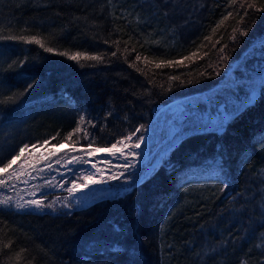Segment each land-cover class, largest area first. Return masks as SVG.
Wrapping results in <instances>:
<instances>
[{"label": "trees", "instance_id": "obj_1", "mask_svg": "<svg viewBox=\"0 0 264 264\" xmlns=\"http://www.w3.org/2000/svg\"><path fill=\"white\" fill-rule=\"evenodd\" d=\"M263 31L264 0H0V168L25 146L144 131ZM261 90L224 133L184 137L124 194L71 212L0 208V264H264Z\"/></svg>", "mask_w": 264, "mask_h": 264}, {"label": "rangeland", "instance_id": "obj_2", "mask_svg": "<svg viewBox=\"0 0 264 264\" xmlns=\"http://www.w3.org/2000/svg\"><path fill=\"white\" fill-rule=\"evenodd\" d=\"M264 82V31L247 50L232 62L225 77L214 87L195 92L167 108H159L144 131L131 135V140L117 143L120 151L95 158L58 154L56 148L68 151L76 148H112L78 146L62 143L43 144L26 148L19 153L11 168H0V208L38 213L71 212L105 198L115 197L143 182L186 136L216 131L226 125L225 114L232 118L244 109L252 91L261 90ZM169 106V107H168ZM129 137V136H128ZM143 140L139 148L134 145ZM137 153L136 156L130 152ZM83 159V160H82ZM13 160V159H12ZM42 161V162H40ZM15 173L14 175H11ZM88 177L98 181L91 183ZM115 177V179H113ZM75 185V187H74ZM71 190V191H70ZM36 200V207L28 202ZM17 205H26L18 207Z\"/></svg>", "mask_w": 264, "mask_h": 264}, {"label": "snow or ice", "instance_id": "obj_3", "mask_svg": "<svg viewBox=\"0 0 264 264\" xmlns=\"http://www.w3.org/2000/svg\"><path fill=\"white\" fill-rule=\"evenodd\" d=\"M249 6H251V5H249ZM244 35H247V32L245 31L244 33H243ZM13 39H15V37H12ZM22 39H26L27 40V42H29V43H31V42H35V43H37V44H40V46L41 47H44V45L41 43V41L40 40H38V39H36L35 37H32V38H26V37H24V38H22ZM47 51H52V49L51 48H48L47 49ZM62 55H67V53H61ZM81 53H76V54H74V55H71L69 58L70 59H72V60H79L80 59V57H81ZM193 55H195V54H193ZM85 59H93V60H99V59H101L99 56H85L84 57ZM161 63H163V62H161ZM170 63V62H169ZM161 65H157V67H160ZM31 85H29V87H30ZM81 121H83V117H81ZM81 129L79 128V126L77 127V129H75L74 131H80ZM138 131V130H137ZM71 136H72V133H69V136L67 137L68 139H70L71 138ZM127 139L128 140H131V136H129V137H127ZM138 141L139 142H137L135 145H134V147L135 148H139L140 146H141V143H143V140L141 139V138H138ZM45 143H47V142H45ZM118 143H123V141H118ZM25 148H27V146H25ZM112 149H116V151H120V149L119 148H117V145L116 144H113L112 145V148L111 149H104L103 151H108V152H111L112 151ZM25 149L24 148H22V149H20V152L21 153H23V151H24ZM94 151H101V149H94ZM113 154H115V153H113ZM130 155H132V156H136L137 155V153H135L134 151L133 152H130ZM16 159H18V157H14L13 158V160H10L5 166H4V171H7V169L8 168H11V166H12V164L15 162V160ZM15 173H13V174H11V175H14ZM113 179H115V177H113ZM88 180L91 182V183H98V181H96V180H94V179H92V177H88ZM6 184V181L5 180H2V179H0V186H2V185H5ZM74 187H75V185H74ZM71 191V190H70ZM8 203V201H5V200H0V204H7ZM29 204H32V205H35L36 207H41L42 205L40 204V202L39 201H36V200H32V201H30V202H28ZM18 207H25L26 205H17ZM17 259H19V255L17 256Z\"/></svg>", "mask_w": 264, "mask_h": 264}, {"label": "bare ground", "instance_id": "obj_4", "mask_svg": "<svg viewBox=\"0 0 264 264\" xmlns=\"http://www.w3.org/2000/svg\"><path fill=\"white\" fill-rule=\"evenodd\" d=\"M235 61H237V59H235L233 62H235ZM262 91V90H261ZM262 95V94H261ZM178 101H174V102H172L171 104L172 105H174V104H176ZM257 103V102H256ZM255 103V104H256ZM255 104H253V105H255ZM246 106H252V105H247V102H246V105H245V107ZM235 116V115H234ZM233 116V117H234ZM232 117V118H233ZM232 118H230V121L232 120ZM229 121V122H230ZM228 122V123H229ZM226 129H227V126H226ZM226 131V130H225ZM224 131V132H225ZM223 132V133H224ZM97 149V148H96ZM98 149H101V151H94V149L93 150H90V149H83V148H76L75 150H70V151H68L67 150V148L66 147H64V146H60V147H58V148H56V150H57V153L58 154H67L68 156H66V159H74L75 157H82L83 159L84 158H87V157H92V156H94V157H92V158H95L96 156H102V154L103 155H108V154H113V153H116V152H118V151H116V149H112V151L111 152H108V151H103L104 149H111V148H98ZM82 159V160H83ZM96 159V158H95ZM40 162H42V161H40ZM153 172V171H152ZM151 172V173H152ZM150 173V174H151ZM0 174H1V171H0ZM149 174V175H150ZM148 175V176H149Z\"/></svg>", "mask_w": 264, "mask_h": 264}, {"label": "water", "instance_id": "obj_5", "mask_svg": "<svg viewBox=\"0 0 264 264\" xmlns=\"http://www.w3.org/2000/svg\"><path fill=\"white\" fill-rule=\"evenodd\" d=\"M261 94H262V91H261V90H259L258 92H256V91H252L251 94H250V98H249V100L247 101V105H253V104H255V103L257 102V100L260 98ZM180 98H182V97L174 95V96H172V98H171V100L169 101V103L172 102V101H174V100L180 99ZM169 103H168V104H169ZM166 106H167V104H166L164 107H166ZM168 107H169V106H168ZM166 108H167V107H166ZM224 116H225V118L227 119V123H228V122L230 121V119H228V118H229V113H226ZM225 130H226V125L223 126V127L220 128V129H218L216 132H217L218 134H222Z\"/></svg>", "mask_w": 264, "mask_h": 264}]
</instances>
